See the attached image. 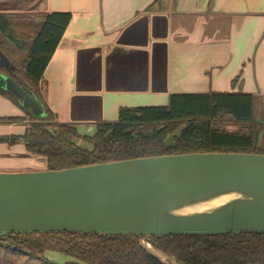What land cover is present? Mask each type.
I'll return each mask as SVG.
<instances>
[{
  "label": "crops",
  "instance_id": "0c3cea01",
  "mask_svg": "<svg viewBox=\"0 0 264 264\" xmlns=\"http://www.w3.org/2000/svg\"><path fill=\"white\" fill-rule=\"evenodd\" d=\"M57 12L72 21L43 94L82 136L122 108L167 106L177 94H251L264 113V0H0V13ZM23 119L22 104L0 95V138L24 135ZM0 154L14 165L38 157L22 143L1 142Z\"/></svg>",
  "mask_w": 264,
  "mask_h": 264
},
{
  "label": "trees",
  "instance_id": "16d2710c",
  "mask_svg": "<svg viewBox=\"0 0 264 264\" xmlns=\"http://www.w3.org/2000/svg\"><path fill=\"white\" fill-rule=\"evenodd\" d=\"M71 21V13H0V53L5 60L0 74L23 87L45 112L44 118H37L25 109L23 120L30 121L26 133L0 138V143L24 144L28 153L47 158L48 170L192 153L264 155L260 145L264 122L257 117V100L245 93L177 94L167 106L122 108L117 121L98 123L92 137L58 123L43 94L42 82ZM19 52L24 53L21 62L14 59ZM0 95L20 104L2 89ZM183 124L187 128L176 139L177 146L167 149L165 140ZM80 140L92 148L81 146ZM145 241L174 258L176 264H264L261 234L142 239L69 233L0 237V264H57L47 258L48 251L78 260L67 264H167Z\"/></svg>",
  "mask_w": 264,
  "mask_h": 264
},
{
  "label": "water",
  "instance_id": "95a60500",
  "mask_svg": "<svg viewBox=\"0 0 264 264\" xmlns=\"http://www.w3.org/2000/svg\"><path fill=\"white\" fill-rule=\"evenodd\" d=\"M0 89L35 117L45 116L10 77L0 74ZM186 128L170 134L165 147H176ZM225 197L233 199L209 211L186 212ZM62 233L142 239L264 235V155L192 153L0 172V237Z\"/></svg>",
  "mask_w": 264,
  "mask_h": 264
},
{
  "label": "rangeland",
  "instance_id": "374dc122",
  "mask_svg": "<svg viewBox=\"0 0 264 264\" xmlns=\"http://www.w3.org/2000/svg\"><path fill=\"white\" fill-rule=\"evenodd\" d=\"M0 55L2 56L1 53H0ZM23 57H24V53L19 52V55L14 56V59L16 61L21 62ZM42 91H43V89H42ZM261 116L264 118V113H260V106H259V112L257 113V117L259 118V120H261V118H262ZM225 121L227 122L226 124H231V126H232L231 128H233V129L235 128V126H233V123H230L229 119H225ZM78 143L81 146H85L89 149L92 148L91 146L87 145L83 140H80ZM260 145L262 147H264V137H262ZM25 159H27V158H25ZM11 160H14V159L9 158L5 154H0V167L17 166L18 170L13 171V172H26V171H22V170H27V169H29L28 171H45V170H43V168H45V167L48 170L47 158L43 157V156H38V157L34 158V160H28V159H27V161L16 160V162L18 163L17 165H14L15 162L11 161ZM145 244H147L148 248L152 250L153 254L157 258L162 260L163 262H165L167 264H176L177 263L174 258H171V257L165 255L164 253L160 252V251L154 250L153 246L150 243L145 241ZM46 256L48 259H50L51 261H53L57 264H67V263H71V262H78V260L76 258H74L70 255L61 253V252H57V251H48L46 253Z\"/></svg>",
  "mask_w": 264,
  "mask_h": 264
},
{
  "label": "bare ground",
  "instance_id": "6f19581e",
  "mask_svg": "<svg viewBox=\"0 0 264 264\" xmlns=\"http://www.w3.org/2000/svg\"><path fill=\"white\" fill-rule=\"evenodd\" d=\"M231 199H233V197L221 198V199H219L217 201H214V202H211V203L194 206V207L188 209L186 212H203V211H209L211 209H214L216 207H219V206L223 205L224 203L230 201Z\"/></svg>",
  "mask_w": 264,
  "mask_h": 264
}]
</instances>
